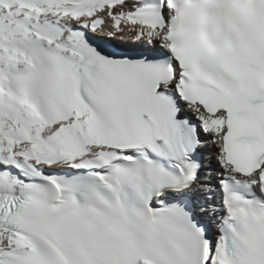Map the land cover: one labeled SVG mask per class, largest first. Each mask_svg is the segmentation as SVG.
I'll return each mask as SVG.
<instances>
[{
  "label": "snow or ice",
  "instance_id": "snow-or-ice-1",
  "mask_svg": "<svg viewBox=\"0 0 264 264\" xmlns=\"http://www.w3.org/2000/svg\"><path fill=\"white\" fill-rule=\"evenodd\" d=\"M0 264H264V0H0Z\"/></svg>",
  "mask_w": 264,
  "mask_h": 264
},
{
  "label": "bare ground",
  "instance_id": "bare-ground-1",
  "mask_svg": "<svg viewBox=\"0 0 264 264\" xmlns=\"http://www.w3.org/2000/svg\"><path fill=\"white\" fill-rule=\"evenodd\" d=\"M131 41L130 40H123V41H116L114 42V47L121 49V50H126V46L130 45ZM187 116H190L193 120L195 119L192 114L186 113ZM201 155L204 158H211V164H208L207 162L204 165V170L201 171L200 173V182L203 184H208L210 185L213 189L218 188V181L220 180L219 172L221 171L219 169V166L216 163L215 160V153L213 149H211L208 146H205L204 148L201 149ZM211 204L216 203V198L213 195L210 201Z\"/></svg>",
  "mask_w": 264,
  "mask_h": 264
}]
</instances>
